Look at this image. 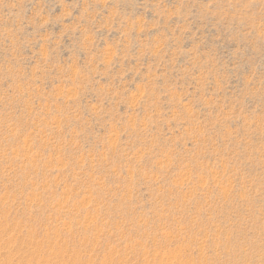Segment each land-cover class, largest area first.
<instances>
[{"label":"rangeland","instance_id":"rangeland-1","mask_svg":"<svg viewBox=\"0 0 264 264\" xmlns=\"http://www.w3.org/2000/svg\"><path fill=\"white\" fill-rule=\"evenodd\" d=\"M0 264H264V0H0Z\"/></svg>","mask_w":264,"mask_h":264}]
</instances>
